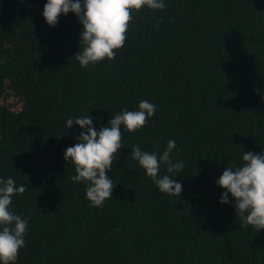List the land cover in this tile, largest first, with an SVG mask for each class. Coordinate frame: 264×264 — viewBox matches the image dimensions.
I'll return each instance as SVG.
<instances>
[{"label": "trees", "instance_id": "trees-1", "mask_svg": "<svg viewBox=\"0 0 264 264\" xmlns=\"http://www.w3.org/2000/svg\"><path fill=\"white\" fill-rule=\"evenodd\" d=\"M164 2L134 10L115 58L85 68L74 13L53 27L47 0H0V179L27 187L10 208L28 221L15 264H264V229L244 226L217 184L243 152L264 153V0ZM142 100L156 112L135 133L121 126L112 199L93 207L65 160L85 130L66 121L90 115L99 130ZM169 140L185 167L160 174L180 196L131 157Z\"/></svg>", "mask_w": 264, "mask_h": 264}, {"label": "clouds", "instance_id": "clouds-1", "mask_svg": "<svg viewBox=\"0 0 264 264\" xmlns=\"http://www.w3.org/2000/svg\"><path fill=\"white\" fill-rule=\"evenodd\" d=\"M144 7L150 10H164V0H47L43 17L49 26L58 23L61 14L72 12L82 24L79 38L80 48L75 58L81 67L94 66L105 59L113 60L116 51L126 41L132 12ZM156 106L142 100L139 110H123L108 121L110 126L93 127L90 115L69 118L66 128L73 124L82 131L78 142L65 150V160L75 166L76 175L71 177L74 183L83 182L86 187V198L91 206L102 208L106 200L112 199L115 184L106 175L116 163V154L122 148L123 126L129 133H135L145 127L150 117L154 116ZM176 142L169 140L162 154L141 150L138 145L131 148V157L145 170L147 176L162 193L180 196L182 185L170 175H161V164L166 165L167 173L183 171V162H173L171 154ZM243 164L235 168L228 166L217 180V184L226 191L220 203H229V193L235 200V210L244 226L251 225L257 231L264 229V153L252 151L242 155ZM179 176V175H177ZM25 184L16 186L11 177L0 179V264H15L19 250L25 246V235L28 221L10 211L13 197L23 194Z\"/></svg>", "mask_w": 264, "mask_h": 264}]
</instances>
